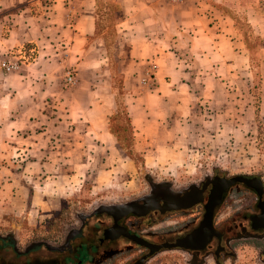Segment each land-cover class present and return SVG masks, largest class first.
Listing matches in <instances>:
<instances>
[{
    "label": "crops",
    "instance_id": "crops-1",
    "mask_svg": "<svg viewBox=\"0 0 264 264\" xmlns=\"http://www.w3.org/2000/svg\"><path fill=\"white\" fill-rule=\"evenodd\" d=\"M238 18L264 42V0H0V161L33 172V195L64 155L73 169L118 168V95L136 140L186 138L199 103L250 75Z\"/></svg>",
    "mask_w": 264,
    "mask_h": 264
},
{
    "label": "rangeland",
    "instance_id": "rangeland-1",
    "mask_svg": "<svg viewBox=\"0 0 264 264\" xmlns=\"http://www.w3.org/2000/svg\"><path fill=\"white\" fill-rule=\"evenodd\" d=\"M237 21L251 52L250 75L241 89L223 91L219 104L199 103L196 111L200 113L186 138L157 146L136 140L118 95L111 120L118 152L125 157L118 168L103 170L99 163L86 170L73 169L68 162L72 155H64V168L52 171L53 176L35 187L33 195V172L15 162L0 161V237L12 238L19 249L39 243L59 245L71 228L79 226L80 214L89 215L100 205L124 203L145 193L147 174L175 188L213 173L264 176V59L260 56L264 42L243 20ZM111 61L112 81L118 88L120 76L114 59ZM82 156L92 161L90 155ZM262 250L260 245H240L235 262L225 264H264ZM56 256V252L38 247L30 256L18 258L17 264H29L31 258L32 264H51ZM12 261L15 263L11 248L0 243V264ZM148 264L191 263L186 251L175 250L160 253Z\"/></svg>",
    "mask_w": 264,
    "mask_h": 264
},
{
    "label": "flooded vegetation",
    "instance_id": "flooded-vegetation-1",
    "mask_svg": "<svg viewBox=\"0 0 264 264\" xmlns=\"http://www.w3.org/2000/svg\"><path fill=\"white\" fill-rule=\"evenodd\" d=\"M148 185L127 202L80 214L59 245L0 243L11 248L12 264L38 247L57 253L51 264H148L175 250L186 251L191 264H225L235 262L240 245H260L264 256L263 175L213 173L180 188L153 179Z\"/></svg>",
    "mask_w": 264,
    "mask_h": 264
},
{
    "label": "built area",
    "instance_id": "built-area-1",
    "mask_svg": "<svg viewBox=\"0 0 264 264\" xmlns=\"http://www.w3.org/2000/svg\"><path fill=\"white\" fill-rule=\"evenodd\" d=\"M165 1L172 2V3H179V2H182L183 0H165ZM3 66H4L5 71H12V70L17 69L18 67L16 62H11V61H5ZM153 67L155 68V65H153ZM64 81L68 85L75 84L76 79L74 77V73L72 70L68 69L65 72Z\"/></svg>",
    "mask_w": 264,
    "mask_h": 264
},
{
    "label": "water",
    "instance_id": "water-1",
    "mask_svg": "<svg viewBox=\"0 0 264 264\" xmlns=\"http://www.w3.org/2000/svg\"><path fill=\"white\" fill-rule=\"evenodd\" d=\"M146 179L149 181V179H150V175L147 174V175H146ZM121 205H123V204H121ZM121 205H118V206H116V207L119 208ZM109 206H110V205H100L99 207L96 208V210L107 209ZM110 207H113V206H110ZM263 217H264V211H263ZM182 246L186 247V245H182Z\"/></svg>",
    "mask_w": 264,
    "mask_h": 264
},
{
    "label": "trees",
    "instance_id": "trees-1",
    "mask_svg": "<svg viewBox=\"0 0 264 264\" xmlns=\"http://www.w3.org/2000/svg\"><path fill=\"white\" fill-rule=\"evenodd\" d=\"M120 93H122V91Z\"/></svg>",
    "mask_w": 264,
    "mask_h": 264
}]
</instances>
